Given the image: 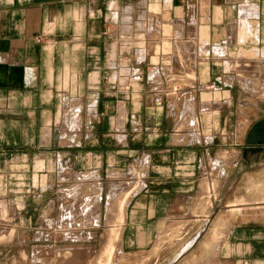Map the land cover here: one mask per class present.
Returning a JSON list of instances; mask_svg holds the SVG:
<instances>
[{
	"label": "crops",
	"instance_id": "crops-1",
	"mask_svg": "<svg viewBox=\"0 0 264 264\" xmlns=\"http://www.w3.org/2000/svg\"><path fill=\"white\" fill-rule=\"evenodd\" d=\"M238 42L264 46V0H0V177L5 159L16 175L27 160L49 176L54 158L85 203L83 218L67 217L96 223L104 189L140 178L119 245L149 249L190 211L206 174L227 173L223 156L209 164L229 142L237 186L264 173L263 152L254 168L256 153L240 150L264 147V114L244 109L221 66ZM219 258L264 264V217L236 220Z\"/></svg>",
	"mask_w": 264,
	"mask_h": 264
},
{
	"label": "rangeland",
	"instance_id": "rangeland-1",
	"mask_svg": "<svg viewBox=\"0 0 264 264\" xmlns=\"http://www.w3.org/2000/svg\"><path fill=\"white\" fill-rule=\"evenodd\" d=\"M235 46L230 49V55L221 65L222 70L227 71V82L234 83L238 98L245 103V110L248 109V102H254V107L264 114V46H241L239 42ZM219 95L217 92L215 96ZM227 103L230 104V100ZM248 123L246 120L240 126L241 134L246 133ZM259 135H264V129ZM237 150L239 148L236 149L229 142L226 150L223 149L210 158L211 168L213 161L220 156L229 163L226 167L228 176L227 173L211 174L215 181V198L211 207L205 203V187L210 178L206 174L201 183L203 191L187 214L170 220L147 250L135 254L123 252L118 239L110 263L224 264L219 258L220 248L223 243L226 244L227 235L234 228L236 220L264 217V207L255 206L256 200H264L261 198L264 197V173L256 180L252 178V181L249 176L244 181L237 182V186L236 180L243 168L240 164L234 169L231 168L236 161ZM240 150L245 154L256 153L250 155L252 158H247L246 167H252L257 156L264 153V147H245ZM38 160L36 159V164ZM24 162L26 165L22 166L20 175H16L18 170L16 166H11L12 161L7 162L5 159L2 168L4 175L0 177V264H96L100 260L99 264L105 263V254L108 258L105 248L107 232L111 229L121 232L123 215L118 206L122 203L120 199L124 198V192L129 188L128 182L114 180L107 186L108 189H104V205L100 209L103 222H72L68 215L73 216L72 218H83L86 211L83 207L85 203L78 195L76 181L69 184L70 186L64 184L67 170L61 169L54 158L49 176H33L32 167L29 168L27 160ZM214 170L216 171L215 168ZM222 171L225 169L222 168ZM255 182H259L257 187ZM137 183L140 188L142 179H137L135 184ZM85 189L90 192L88 187L81 186L82 191ZM91 189L93 192L92 185ZM229 196L230 198H226ZM231 201L244 202V205H240L244 208L232 214L231 205H227ZM219 216H223L225 220L216 226ZM173 257L176 259L171 261ZM103 260L105 261L102 262Z\"/></svg>",
	"mask_w": 264,
	"mask_h": 264
},
{
	"label": "bare ground",
	"instance_id": "bare-ground-1",
	"mask_svg": "<svg viewBox=\"0 0 264 264\" xmlns=\"http://www.w3.org/2000/svg\"><path fill=\"white\" fill-rule=\"evenodd\" d=\"M218 165V164H217ZM135 181L137 180V179H134ZM135 181H132V186H130L125 192H124V194H123V199H120L121 201H122V203H121V205L120 206H118V203L116 204L117 206H118V208H119V211H120V213L122 214V215H124V204L127 202V200H128V198L130 197V195L132 194V192H134V190L135 189H138V187H139V183H137V184H135ZM205 183V182H204ZM205 185V184H204ZM207 185V184H206ZM206 188V194L204 195V196H206L207 197V200L205 201V203H206V206H208V205H210V207H211V205H213V202H214V198H215V196H214V194H213V192H215V181L212 179V178H210L209 179V181H208V185H207V187H205ZM205 193V192H204ZM98 198H99V196H98ZM120 198H122V197H120ZM203 199H205V198H203ZM242 201V200H241ZM241 201H231V202H229L228 203V206H230L231 205V209H230V211L232 212V214H235V213H237V212H240L241 211V209H243L240 205H244L245 203L243 202H241ZM264 201V200H263ZM119 202V201H118ZM248 203V202H247ZM260 205L259 206H261V207H264V202H260L259 203ZM263 204V205H262ZM111 205V204H110ZM116 206V207H117ZM259 206H257V207H259ZM118 208H116L117 210H118ZM252 208V207H251ZM99 209V208H98ZM97 210V209H96ZM75 216V215H74ZM224 218H223V216H219V218H217V220H216V226L219 224L220 225V223L221 222H224ZM214 229H215V227H214ZM108 234V236H107V239H106V246H105V248H106V252L108 253V258H106V254H105V259H107L106 260V262L105 263H102V264H112V263H110V260H111V257H113L112 255V253H113V251L115 250V245H116V243H117V240L119 239V233L116 231V229L114 230V229H111V230H109V232H107ZM116 242V243H115ZM104 248V247H103ZM104 248V249H105ZM103 250V249H102ZM71 251V250H70ZM105 252V251H104ZM115 252V251H114ZM79 254V253H78ZM101 254V253H100ZM179 255V253L176 255V256H178ZM77 256V255H76ZM67 257V256H66ZM99 257H101L100 255H99ZM68 258V257H67ZM103 258H104V256H103ZM101 259H102V257H101ZM113 259V258H112ZM73 260V259H72ZM99 260H100V258H99ZM98 260V261H99ZM101 261V260H100ZM99 261V262H100ZM105 260H103L102 262H104ZM99 262L98 263H96V264H99ZM90 264H94V263H90ZM101 264V263H100ZM136 264V263H135Z\"/></svg>",
	"mask_w": 264,
	"mask_h": 264
},
{
	"label": "water",
	"instance_id": "water-1",
	"mask_svg": "<svg viewBox=\"0 0 264 264\" xmlns=\"http://www.w3.org/2000/svg\"><path fill=\"white\" fill-rule=\"evenodd\" d=\"M176 259V257H173L172 259H171V261H174Z\"/></svg>",
	"mask_w": 264,
	"mask_h": 264
}]
</instances>
